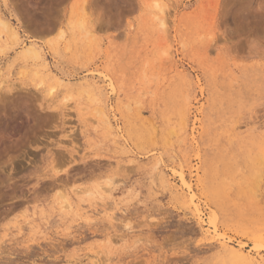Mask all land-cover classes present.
<instances>
[{
    "label": "rangeland",
    "instance_id": "rangeland-1",
    "mask_svg": "<svg viewBox=\"0 0 264 264\" xmlns=\"http://www.w3.org/2000/svg\"><path fill=\"white\" fill-rule=\"evenodd\" d=\"M263 260L264 0H0V264Z\"/></svg>",
    "mask_w": 264,
    "mask_h": 264
},
{
    "label": "bare ground",
    "instance_id": "bare-ground-1",
    "mask_svg": "<svg viewBox=\"0 0 264 264\" xmlns=\"http://www.w3.org/2000/svg\"><path fill=\"white\" fill-rule=\"evenodd\" d=\"M154 7L156 8V9H158L159 8V5L157 4V3H155V5H154ZM161 12H162V10H161ZM160 18V17H159ZM158 19V18H157ZM165 19V18H164ZM164 19H158L160 22H161V24H162V26H164ZM3 23V22H2ZM3 26V25H2ZM79 28H83V24L81 23V22H79V24L77 25ZM4 27H5V29L6 30H8V31H11L12 33H13V36H14V38H16L17 39V35H16V33H14L15 31H12L13 29H12V27L6 22V23H4ZM4 29V28H3ZM84 30V29H83ZM64 36V34H62V37ZM86 36H87V34H86ZM27 54H29V55H32L33 57H34V59L36 58V59H39L40 58V55H39V52L38 51H36L35 50V48L33 47V46H30L28 49H27ZM54 87V86H53ZM98 111V110H97ZM100 111V110H99ZM98 111V112H99ZM102 113V112H101ZM100 113V114H101ZM104 122V121H103ZM105 123V122H104ZM110 128V127H109ZM179 180H180V182H181V184H182V186L184 187V188H186V189H190V190H192V187L190 186V184L188 183V179L186 178V176L185 175H183V174H181L180 175V177H179ZM108 190H109V188H108ZM111 190V189H110ZM66 202V201H65ZM64 202V203H65ZM66 204V203H65ZM213 225V227L215 228V229H217V225L216 224H214V223H212ZM208 233V235L210 234V231H208L207 230V232H206V234ZM215 236V235H214ZM221 235H219V236H217L218 238H214L213 240L214 241H219L218 243L220 244V240H226L225 238V236L223 235L222 237H220ZM225 244H226V242H222L220 245H221V247H224L225 246ZM227 249V248H226ZM258 260V259H257ZM263 263H264V260H263Z\"/></svg>",
    "mask_w": 264,
    "mask_h": 264
}]
</instances>
